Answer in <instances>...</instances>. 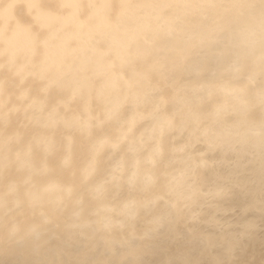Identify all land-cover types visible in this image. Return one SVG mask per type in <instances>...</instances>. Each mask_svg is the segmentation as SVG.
Segmentation results:
<instances>
[{
	"label": "clouds",
	"instance_id": "clouds-1",
	"mask_svg": "<svg viewBox=\"0 0 264 264\" xmlns=\"http://www.w3.org/2000/svg\"><path fill=\"white\" fill-rule=\"evenodd\" d=\"M0 264H264V0H0Z\"/></svg>",
	"mask_w": 264,
	"mask_h": 264
}]
</instances>
